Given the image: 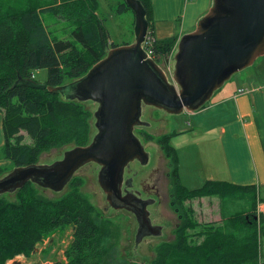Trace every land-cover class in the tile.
<instances>
[{
    "label": "trees",
    "instance_id": "obj_1",
    "mask_svg": "<svg viewBox=\"0 0 264 264\" xmlns=\"http://www.w3.org/2000/svg\"><path fill=\"white\" fill-rule=\"evenodd\" d=\"M138 1L149 23L152 59L160 66L170 58L177 38L155 39L152 0ZM128 11L121 0L116 12ZM98 12V0H0L1 152L11 170L37 164L40 155L52 149L91 141L93 112L86 103L15 83L19 78L31 81L32 72L39 69L47 70L45 85L53 87L85 75L118 46L109 42ZM24 134L29 143L24 142ZM177 135L173 131L156 142L169 160L171 205L180 214L179 223L173 239L157 245L147 264H264V209L258 213V206L264 207V189L208 180L188 190L180 182L178 153L171 144ZM8 172L0 167V177ZM67 186L69 191L56 201L39 197V187L32 183L0 196V264L18 256L30 258L45 239L68 227L72 240L63 252L64 260L53 264H107L118 237L115 227L110 221L96 220V210L77 192L76 179ZM211 197L219 200L220 222L199 224L183 204ZM233 207L237 210L231 211Z\"/></svg>",
    "mask_w": 264,
    "mask_h": 264
},
{
    "label": "water",
    "instance_id": "obj_2",
    "mask_svg": "<svg viewBox=\"0 0 264 264\" xmlns=\"http://www.w3.org/2000/svg\"><path fill=\"white\" fill-rule=\"evenodd\" d=\"M124 3L134 15L132 43L110 48L85 75L61 86L21 78L15 83L46 89L65 101L94 103L96 133L89 144L66 150L51 164L13 168L0 177V196L14 194L27 183L60 193L80 168L94 163L100 168L97 183L108 205L105 210L134 216L138 245L162 235V227L152 224L147 209L154 200L122 190L128 164L137 161L145 166L149 161L133 132L149 125L140 120L143 109L153 107L170 115L195 112L234 74L264 56V0H211L195 28L177 41L171 80L143 48L149 28L144 7L138 0ZM124 184L131 187L129 181Z\"/></svg>",
    "mask_w": 264,
    "mask_h": 264
},
{
    "label": "rangeland",
    "instance_id": "obj_3",
    "mask_svg": "<svg viewBox=\"0 0 264 264\" xmlns=\"http://www.w3.org/2000/svg\"><path fill=\"white\" fill-rule=\"evenodd\" d=\"M121 0H98L99 16L104 19V25L109 34V42L122 46L130 44L134 40V15L132 12H124L118 14L116 12L118 3ZM205 15V14H204ZM203 15V16H204ZM177 45V44H176ZM176 51V46L166 62H161L160 67L163 69L169 80H171L173 72V56ZM171 59V60H170ZM171 61V62H170ZM170 64V65H169ZM247 79H253L249 84ZM31 81L36 84H45L47 81V70L39 69L32 72ZM258 86L262 87L264 97V56L259 57L248 68L239 73L234 74L223 86L219 89L218 95L213 96L206 104L210 105L216 102L220 97L232 94L238 87ZM243 88V89H246ZM218 91V90H217ZM216 91V92H217ZM264 101V99H263ZM92 112L95 111L96 105L92 102H86ZM229 110V109H228ZM141 119L149 123V128H139L140 131L154 134L155 138L151 144L146 143V149L149 153V164L144 167L141 172H150L152 168L156 172L153 175L152 182L156 184L159 191V196L155 206L151 207V212L156 216L157 221H164L163 233L161 237L150 238L144 240L139 245H135V234L137 223L134 216L126 211H115L108 209L105 195L97 183V174L99 166L90 163L80 168L73 179H76L80 186L77 190L78 194L84 198L90 206L96 210L97 218L100 220L110 221L115 227L118 234L115 246L109 253L107 264H125L129 262H138L141 264L150 263L154 258L155 247L163 242L171 241L173 239L174 228L179 223V213L175 211L176 206L171 205L172 199V181L168 176L170 172L169 160L162 154L160 148L154 146L156 138L160 135H166L169 132L176 130H188L192 124L191 117L188 112L180 115H170L164 111L155 109L153 107H145L142 111ZM224 118L221 120L223 122ZM94 118L92 119V137L96 133L94 128ZM208 124L218 123L216 119L207 120ZM138 130V129H137ZM135 130V135H136ZM24 142L29 143L30 140L24 134ZM200 135L195 137H186L188 139L172 140L171 144L178 149L179 159V175L180 182L188 190L197 189L203 185L205 181H219V168L221 167V158L219 157V145L216 141L205 143L201 141ZM92 139V138H91ZM192 139H197L193 140ZM153 144V145H152ZM72 147H60L44 152L40 155L38 164L47 165L62 158L63 153ZM214 154V155H213ZM215 158V159H214ZM218 162V168H214V160ZM0 167L11 171L12 164L5 160L0 148ZM133 170H140L139 165H131ZM219 173V174H218ZM127 174H125L126 176ZM143 173L134 180L135 188H139V183L143 179ZM221 181V180H220ZM262 190L261 188H258ZM69 191V187L60 193H53L49 190L37 188V194L44 200L56 201L62 195ZM184 208L192 210V218L199 224L217 223L220 222L219 214V200L216 197L193 199L186 201L183 204ZM237 210L236 207L231 208V211ZM262 212L258 210V213ZM72 230L70 227L64 230H58L50 237L39 244L35 253L30 258L18 256L9 261L8 264H53L64 260L63 252L70 244ZM261 254L264 261V236L261 238Z\"/></svg>",
    "mask_w": 264,
    "mask_h": 264
},
{
    "label": "crops",
    "instance_id": "obj_4",
    "mask_svg": "<svg viewBox=\"0 0 264 264\" xmlns=\"http://www.w3.org/2000/svg\"><path fill=\"white\" fill-rule=\"evenodd\" d=\"M211 0H152L153 35L157 40L176 37L191 32L198 20L211 7ZM253 79H247L252 84ZM220 97L213 104L189 113L193 125L188 130H176L172 140L184 141L186 137L200 135L205 143L216 141L219 145V181L236 186H256L264 189V97L262 87L251 86L246 93ZM219 90L213 96L218 95ZM229 109V110H228ZM210 118L218 123L208 124ZM224 118L223 122L221 120ZM198 139V137H197ZM197 139H192L197 140ZM198 139V140H199ZM4 144L2 114L0 112V148ZM176 148V147H175ZM177 153L178 149L176 148ZM214 155V154H213ZM215 159V158H214ZM219 159L214 160V168ZM2 161H0V164ZM180 177V175H179ZM262 205L258 210L263 211Z\"/></svg>",
    "mask_w": 264,
    "mask_h": 264
},
{
    "label": "flooded vegetation",
    "instance_id": "obj_5",
    "mask_svg": "<svg viewBox=\"0 0 264 264\" xmlns=\"http://www.w3.org/2000/svg\"><path fill=\"white\" fill-rule=\"evenodd\" d=\"M140 120L142 122H144L141 118H140ZM149 127H150V125H148L147 127H145V126H138V127H135L134 128V131H133L134 134H135V130H136V132H137L136 133V136L140 140L141 144L144 146L146 152H147V149H146L145 144L146 143L151 144V142H152L151 140H147V137L148 136H152L153 138H155V136H154V134L150 135L149 133H146L144 131H140L139 128H149ZM170 133L171 132H169L168 134H170ZM160 136H158V137H160ZM154 146L160 148V150H161V152L163 154L162 147L160 145H158L157 142H156V144ZM149 160H150V157H149ZM133 164L139 165L140 170H133L131 168V165H133ZM148 164H149V161H148ZM147 165L141 166L140 163L137 162V161H134V162L129 163L128 166L124 169L122 190L123 191L124 190H127V191H132L134 193H138V196L141 199H143V200L153 199L154 200V203L152 205H150V206L147 207V209H148V211L150 213V219H151V222H152L153 225L161 226L162 227V230H163V226H164V223L165 222L164 221H157L156 220L157 219L156 216L150 210L151 207L155 206L156 203H158L157 202V199H158V196H159V191H158V188L156 187V184L152 182L153 175L156 172L155 169H157V168H152L149 173L148 172H141V171H143L144 167H146ZM141 173H143V175H142L143 176V179L139 183V188L136 189L135 188L134 180L137 179V177L140 176ZM125 174H127V175L125 176ZM125 181H129V183L131 184V187H126V185L124 184ZM123 194H124V192H123ZM162 233H163V231H162ZM150 238H154V237H150ZM150 238H145V239H143V241L144 240H147V239H150Z\"/></svg>",
    "mask_w": 264,
    "mask_h": 264
},
{
    "label": "built area",
    "instance_id": "obj_6",
    "mask_svg": "<svg viewBox=\"0 0 264 264\" xmlns=\"http://www.w3.org/2000/svg\"><path fill=\"white\" fill-rule=\"evenodd\" d=\"M150 45H151V39H149L148 37H146V40L143 43V48H144L145 52L147 53V56L152 59L153 57H152V52L150 50ZM246 91H247L246 89H240V90L237 91V94L238 95H242V94L246 93Z\"/></svg>",
    "mask_w": 264,
    "mask_h": 264
}]
</instances>
